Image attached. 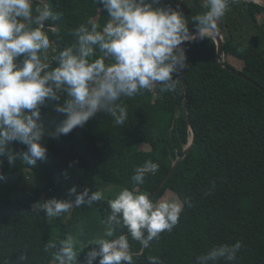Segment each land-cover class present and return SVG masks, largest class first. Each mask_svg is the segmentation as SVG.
I'll list each match as a JSON object with an SVG mask.
<instances>
[{
	"label": "trees",
	"instance_id": "obj_1",
	"mask_svg": "<svg viewBox=\"0 0 264 264\" xmlns=\"http://www.w3.org/2000/svg\"><path fill=\"white\" fill-rule=\"evenodd\" d=\"M46 2L62 13L54 23L58 34L45 28L52 45L50 56L74 43L71 33L79 24L93 18L102 28L108 19L95 0ZM176 4L184 9L190 30L196 28L193 17L207 11L204 0ZM218 30L223 38L222 58L216 59L212 36L187 43L184 83L179 73L173 92H161L156 85L122 98L128 112L123 125L98 113L68 135L45 137L47 158L35 167L20 160L10 167L7 158L0 157L5 177L0 180V264H20L23 253L28 256L26 264H55L56 249L45 252V244L59 245L71 235L79 251L103 236L111 197L51 220L32 209L42 193L65 199L74 184L78 190L95 191L97 180L121 189L135 188L149 197L155 192L154 201L168 192L192 202L191 207L185 205L177 226L163 232L149 248L129 237L135 264H148V256L160 257L163 264H194L195 257L213 245L237 240L243 246L236 264H264V5L254 0L230 4ZM62 119L54 108L41 110L48 128L55 129ZM138 144L149 147L135 149ZM13 147L25 150L18 143ZM146 160L158 163L159 170L137 186L132 181L134 170ZM123 232L126 229L115 231L114 237ZM87 250L78 254L79 261Z\"/></svg>",
	"mask_w": 264,
	"mask_h": 264
},
{
	"label": "clouds",
	"instance_id": "obj_2",
	"mask_svg": "<svg viewBox=\"0 0 264 264\" xmlns=\"http://www.w3.org/2000/svg\"><path fill=\"white\" fill-rule=\"evenodd\" d=\"M238 2L204 0L207 11L193 17L191 23L197 31L192 33L183 11L163 5L161 0H95L102 6L98 11H105L108 17L103 27L89 18L72 30L74 43L50 56L52 45L45 28L58 34L54 23L62 13L54 12L46 0H39L35 8L34 0H0V157H6L10 167L18 160L35 167L47 158L45 137L68 135L76 127H85L98 113L123 125L128 112L122 98L135 97L156 85L161 92L175 91L187 60L182 45L214 36L230 4ZM46 21L53 24L46 25ZM46 106L63 116L55 129L41 120ZM14 143L25 150L15 151ZM3 164L0 159V168ZM158 170V163L146 160L135 168L132 181L143 185L145 177ZM4 178L0 171V180ZM78 187L68 189L74 199H42L32 209L51 220L105 198L101 190ZM107 203L103 236L79 251L71 235L59 245L45 244V252L56 249L55 264H95L97 260L98 264H135L129 237L147 249L163 232L177 226L185 205L192 206L187 198L154 201L135 188H123ZM119 229L126 232L114 237ZM242 246L239 240L213 245L197 255L194 264H236ZM86 248L84 260L79 261L78 254ZM18 260L26 264L27 254ZM147 261L163 264L158 256H148Z\"/></svg>",
	"mask_w": 264,
	"mask_h": 264
},
{
	"label": "rangeland",
	"instance_id": "obj_3",
	"mask_svg": "<svg viewBox=\"0 0 264 264\" xmlns=\"http://www.w3.org/2000/svg\"><path fill=\"white\" fill-rule=\"evenodd\" d=\"M176 1H178V0H161V3L163 5H170L174 9L181 10L184 13V9L182 8V6H179V5L177 6ZM36 2L37 1L34 0V4H33L34 8L39 6L38 3H36ZM34 15H35V13H34ZM236 63H237V61H236ZM148 147L149 146L146 144H138L135 146V149H148ZM97 188H98V190H101L104 192V197H111L112 199L115 198V196L122 190L119 187H115L110 182H106V181H102V180H97ZM49 198H51V195L49 193H46V192L42 193L40 198H38L32 202V205L38 201L42 202V199H49ZM65 199H70V197L67 196V197H65ZM160 200H179V199L176 197L175 194L166 192L160 199H158V201H160Z\"/></svg>",
	"mask_w": 264,
	"mask_h": 264
},
{
	"label": "water",
	"instance_id": "obj_4",
	"mask_svg": "<svg viewBox=\"0 0 264 264\" xmlns=\"http://www.w3.org/2000/svg\"><path fill=\"white\" fill-rule=\"evenodd\" d=\"M254 1H258L260 3H262L264 5V0H254ZM192 33H195L197 31V29H191L190 30ZM216 42V45H217V48H216V59L219 60L222 58L223 56V38L221 36V33L219 32V30L217 31V33L212 36ZM185 50H186V44L182 45ZM180 75H181V79H182V82L184 83V76H183V69L181 70L180 72ZM262 91L264 92V88H261ZM187 97L186 95V91H185V98ZM190 129L192 130V127L190 126ZM191 143L192 141L190 142V144L188 145V147H186L183 151V155L188 151V148L191 146ZM177 161H175L174 165L176 164ZM173 165V167H174ZM173 167L171 168V170L169 171V173L172 171ZM168 173V174H169ZM165 179H163L161 181V183L159 184L158 188L162 185V183L164 182ZM155 192L152 193V195L150 196V199L152 198V196H154Z\"/></svg>",
	"mask_w": 264,
	"mask_h": 264
}]
</instances>
